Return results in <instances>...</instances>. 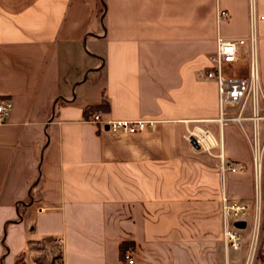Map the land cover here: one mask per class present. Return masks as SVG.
Masks as SVG:
<instances>
[{
	"label": "crops",
	"instance_id": "crops-1",
	"mask_svg": "<svg viewBox=\"0 0 264 264\" xmlns=\"http://www.w3.org/2000/svg\"><path fill=\"white\" fill-rule=\"evenodd\" d=\"M251 16L264 95V0H0V99L11 102L0 123V264H44L34 244L47 251L58 237L64 264H129L125 251L131 264H243L244 242L222 245L221 193L252 214L258 199L253 264H264V149L257 195L252 123L219 128L215 82L202 78L216 37L242 54L222 76L248 78ZM93 114L154 123L123 134ZM193 125L245 169L221 173L217 149L193 151L182 137Z\"/></svg>",
	"mask_w": 264,
	"mask_h": 264
},
{
	"label": "built area",
	"instance_id": "built-area-1",
	"mask_svg": "<svg viewBox=\"0 0 264 264\" xmlns=\"http://www.w3.org/2000/svg\"><path fill=\"white\" fill-rule=\"evenodd\" d=\"M218 17L225 19L228 16L226 11H218ZM251 42H252V57L250 62V71L248 78H225L221 74V66L226 63H234L241 58L239 42L235 40H227L220 37L215 39V50L209 56V67L203 71V79L213 80L216 86L217 108L218 115L215 122L219 128L228 122H236L242 126L244 121H251L252 131L248 137L251 153L252 167L254 172V183L256 193L258 195L261 172H262V156L264 149V140L259 133V122L264 120V115L260 112V103L264 102V95L259 81L257 58L255 53V31L254 19L251 16ZM264 20V16H261ZM250 107L251 113L245 114L246 107ZM11 109V102L7 98L0 99V123L8 115ZM233 110H236L234 113ZM92 123H98L102 128L113 132L123 134H134L141 132L154 123L151 119H107L102 120L97 114H93L88 119ZM183 140L189 145L193 151L206 154H213L218 158V168L223 172H238L245 169V165L241 162H230L223 160L222 152L220 151L221 140L209 129L200 125L185 127L182 135ZM250 212V206L244 202L229 200L225 193L220 195V215H221V241L223 248L226 251H239L243 246V238L241 230L247 227V222L244 217ZM260 204L256 198L253 209L252 234L243 264H253L258 250V240L260 234ZM244 221V228H237L234 222ZM50 244H56L60 249V256L45 264H64L62 260V238H53L49 240ZM122 258L129 264L133 262L128 251L122 253ZM227 264H236L232 261Z\"/></svg>",
	"mask_w": 264,
	"mask_h": 264
},
{
	"label": "trees",
	"instance_id": "trees-1",
	"mask_svg": "<svg viewBox=\"0 0 264 264\" xmlns=\"http://www.w3.org/2000/svg\"><path fill=\"white\" fill-rule=\"evenodd\" d=\"M44 240L36 242L34 245L35 249L41 251V254H39L35 259L39 263H49L53 259H56L60 256V249L56 244H51L46 250H43L44 248Z\"/></svg>",
	"mask_w": 264,
	"mask_h": 264
},
{
	"label": "rangeland",
	"instance_id": "rangeland-1",
	"mask_svg": "<svg viewBox=\"0 0 264 264\" xmlns=\"http://www.w3.org/2000/svg\"><path fill=\"white\" fill-rule=\"evenodd\" d=\"M260 218H261V212H260ZM244 219L246 220L247 222V227L244 228L243 230H241V234H242V238H243V241H244V245H246V249L244 250L245 252L247 251L248 252V246H249V242L248 240H250V236H251V232H252V223H253V218H252V211L250 210V212H248V214L244 217ZM246 252V254H247ZM243 253V250L239 253H237V255H241ZM242 259L245 260V256L242 257Z\"/></svg>",
	"mask_w": 264,
	"mask_h": 264
},
{
	"label": "water",
	"instance_id": "water-1",
	"mask_svg": "<svg viewBox=\"0 0 264 264\" xmlns=\"http://www.w3.org/2000/svg\"><path fill=\"white\" fill-rule=\"evenodd\" d=\"M234 226L237 228H244L245 222L244 221H236V222H234Z\"/></svg>",
	"mask_w": 264,
	"mask_h": 264
}]
</instances>
